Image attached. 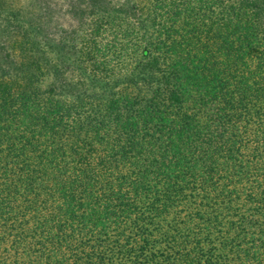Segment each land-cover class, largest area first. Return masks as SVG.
Wrapping results in <instances>:
<instances>
[{"label": "trees", "instance_id": "1", "mask_svg": "<svg viewBox=\"0 0 264 264\" xmlns=\"http://www.w3.org/2000/svg\"><path fill=\"white\" fill-rule=\"evenodd\" d=\"M0 264H264V0H0Z\"/></svg>", "mask_w": 264, "mask_h": 264}]
</instances>
